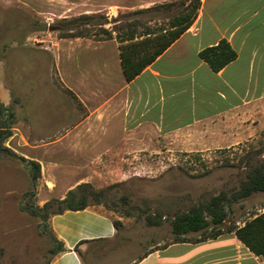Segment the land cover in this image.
<instances>
[{
    "label": "rangeland",
    "instance_id": "rangeland-1",
    "mask_svg": "<svg viewBox=\"0 0 264 264\" xmlns=\"http://www.w3.org/2000/svg\"><path fill=\"white\" fill-rule=\"evenodd\" d=\"M136 2L0 0V125L7 126L6 136L0 140V264L51 261L57 247L55 237L47 221L33 215L29 206L56 199L67 185L92 180L89 183L99 194L96 205L116 222L115 237L92 245L91 253L83 256L85 263L127 264L124 261L136 260L172 241L169 219L175 213L221 193L231 197L244 176L238 165H243L240 162L246 151L261 150L258 158L264 159L262 129L228 150L200 152L199 160L195 152L152 147L151 151L125 152L124 161H113L119 166L68 165L64 158L69 146L59 138L86 111L63 84L64 47L75 37L62 34H71L66 31L72 27L69 20L89 14L93 16L90 23L78 27L86 34L81 38L101 40L98 16L106 15L105 27L112 28L115 18L124 22L123 14L146 8L128 5ZM174 2L171 10L131 15L127 20H141L152 28L167 27L168 19L179 9L178 0ZM87 53L96 55L98 51H77L72 61L78 62ZM226 159L235 166H220ZM207 168L211 172L198 177L186 172L196 174ZM262 204L263 192L225 203L221 226L241 223L258 213ZM152 213L162 216L159 225L146 222L147 214ZM188 236L197 238L200 232Z\"/></svg>",
    "mask_w": 264,
    "mask_h": 264
},
{
    "label": "crops",
    "instance_id": "crops-1",
    "mask_svg": "<svg viewBox=\"0 0 264 264\" xmlns=\"http://www.w3.org/2000/svg\"><path fill=\"white\" fill-rule=\"evenodd\" d=\"M137 1L128 5L147 8L176 0ZM182 1L187 5L191 0H178V6ZM198 1L192 24L130 81L123 74L114 38L68 40L63 84L86 111L59 138L69 146L64 158L68 165L119 166L113 161H124L125 152L151 151L152 147L181 152L223 150L264 129V0ZM221 39L235 50L236 58L214 72L198 53ZM80 50L98 53L72 61ZM79 183L67 185L56 199ZM98 207L49 216L48 227L63 247L49 264H86L83 256L93 250L92 245L115 237L112 218ZM257 211L263 212L264 204ZM124 262L264 264V257L251 252L234 231H224L202 241L174 242Z\"/></svg>",
    "mask_w": 264,
    "mask_h": 264
},
{
    "label": "trees",
    "instance_id": "trees-1",
    "mask_svg": "<svg viewBox=\"0 0 264 264\" xmlns=\"http://www.w3.org/2000/svg\"><path fill=\"white\" fill-rule=\"evenodd\" d=\"M180 3L181 5L177 6L179 7L177 12L168 19L167 27L159 26L152 28L151 26L145 25L141 20L134 19L130 22L127 20V17L136 14H155L161 10H171L176 6L175 2L157 4L123 14L122 18H125L124 22L121 18L117 17L113 20L112 28L105 27L108 23L106 15L100 14L98 16L100 18L97 24L99 26L98 32L103 35L101 40L114 38L119 44L120 64L127 81L133 79L147 65L154 61L158 55L192 24L199 8V1L191 0L187 5H184L183 1ZM92 17L89 14H81L69 20L72 27L66 31L71 34H62L63 37H82L86 35L83 33V29L78 27L89 24ZM139 28L141 30L138 31ZM198 55L214 72L219 71L236 58L235 50L225 39H221L217 44L202 48ZM1 109L2 104L0 103ZM5 127L7 126L0 125V140L6 136L7 130ZM260 153L261 150L246 151L245 157L242 158L245 160L243 162L241 160L240 162L243 165H238L243 170L244 176L240 180L239 187L231 197H226V195L221 193L211 197L207 202H200L192 205L185 211L175 213L169 219L173 235L172 241L155 249L164 248L174 242L202 241L208 238H214L224 231H234L237 238L251 252L257 256L264 257V211L253 214L241 226L233 225L224 228L221 226L226 216V210L224 209L225 203L248 197L255 192H264V159L261 157L258 158ZM193 155L199 160V155L201 154L200 152H195ZM34 165L36 170H38L39 165L37 163ZM219 165L235 166L232 161L227 159L220 162ZM211 170L212 168H207L203 172H197L196 174L190 173L189 171L186 172L192 177H198L207 175ZM34 177L35 175H33ZM91 197L94 199V202L90 203L89 199ZM98 197V192L93 190L89 182H82L69 189L65 197L61 199L46 201L42 206H29V208L33 215L39 216L41 220L47 221L50 215L61 213L64 210H80L89 205L99 204ZM161 220L162 216H157L153 213L147 214L146 216V222L150 225H159ZM113 224L117 228L116 222L113 221ZM192 232H200V236L193 239L189 238L188 234ZM56 243L57 247L53 251V256L63 250L61 242L56 241Z\"/></svg>",
    "mask_w": 264,
    "mask_h": 264
}]
</instances>
